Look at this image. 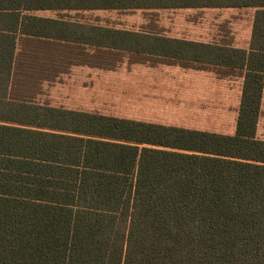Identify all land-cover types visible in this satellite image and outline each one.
I'll return each mask as SVG.
<instances>
[{
  "label": "trees",
  "instance_id": "16d2710c",
  "mask_svg": "<svg viewBox=\"0 0 264 264\" xmlns=\"http://www.w3.org/2000/svg\"><path fill=\"white\" fill-rule=\"evenodd\" d=\"M251 5L264 0H0V264H264V11L248 56L34 13ZM75 44L246 68L235 133L39 101Z\"/></svg>",
  "mask_w": 264,
  "mask_h": 264
},
{
  "label": "rangeland",
  "instance_id": "374dc122",
  "mask_svg": "<svg viewBox=\"0 0 264 264\" xmlns=\"http://www.w3.org/2000/svg\"><path fill=\"white\" fill-rule=\"evenodd\" d=\"M41 16H66L83 23L136 32L194 40L212 37L233 42L228 22L234 15L211 16L200 9H134L35 11ZM225 18L221 22L219 19ZM215 33V32H213ZM71 48V49H69ZM65 57L55 63L49 80L37 89L39 101L53 106L98 112L121 118L142 120L202 130H222L234 134L238 116L237 85L229 96L220 93L217 81L193 82L174 78L173 61L124 51L99 50L79 44L62 46ZM72 54V55H71ZM126 55V56H125ZM234 93V94H233ZM226 101H224V100ZM257 135L264 139V101Z\"/></svg>",
  "mask_w": 264,
  "mask_h": 264
},
{
  "label": "crops",
  "instance_id": "0c3cea01",
  "mask_svg": "<svg viewBox=\"0 0 264 264\" xmlns=\"http://www.w3.org/2000/svg\"><path fill=\"white\" fill-rule=\"evenodd\" d=\"M173 9H189V10H203L208 12L211 16H220L222 14L234 15L233 22H228L230 25V30L233 31L231 34L234 36L233 42H227L224 40H219L221 38V31H212V37L207 38L202 37V39H213V40H194L187 39L183 37H175L178 39H185L195 42L212 44L218 47H222L225 50L243 52L247 54L257 53L258 51H253L251 48V43L255 31V22L257 19V14L264 11V6H226V7H187V8H173ZM226 20L225 18L219 19L218 22ZM215 32V33H213ZM126 56V55H125ZM173 72L175 73L174 78L179 81L188 80L193 82H202L205 80L217 81L220 88V93L229 96L233 90L230 88L232 85H237V96H238V110L240 106V100L242 95V87L246 78L247 69L246 68H232L229 66L222 65H210L204 63H193L190 66H185L180 62L173 61ZM262 81L264 85V71H261ZM234 94V93H233ZM224 100V99H223ZM225 101V100H224ZM264 101V88L262 92V106ZM226 102V101H225ZM260 114V116H261ZM182 127V126H181ZM196 129V128H194ZM202 130V129H198ZM210 131V130H203ZM210 132L225 133L222 130H211Z\"/></svg>",
  "mask_w": 264,
  "mask_h": 264
}]
</instances>
